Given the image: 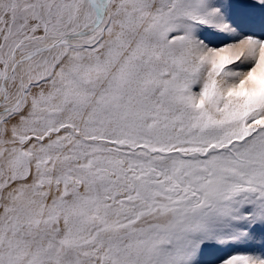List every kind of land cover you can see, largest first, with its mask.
<instances>
[{
  "label": "snow or ice",
  "instance_id": "1",
  "mask_svg": "<svg viewBox=\"0 0 264 264\" xmlns=\"http://www.w3.org/2000/svg\"><path fill=\"white\" fill-rule=\"evenodd\" d=\"M0 264H264V0H0Z\"/></svg>",
  "mask_w": 264,
  "mask_h": 264
}]
</instances>
